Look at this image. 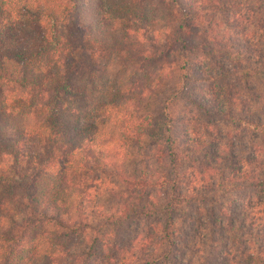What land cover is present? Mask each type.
Instances as JSON below:
<instances>
[{
	"label": "trees",
	"instance_id": "obj_1",
	"mask_svg": "<svg viewBox=\"0 0 264 264\" xmlns=\"http://www.w3.org/2000/svg\"><path fill=\"white\" fill-rule=\"evenodd\" d=\"M159 1L167 13L157 30L146 13L151 0H0V264H125L116 253L103 260L102 249L121 227L141 224L146 229L127 235L123 252L132 264H264V94L234 114L228 107L244 101L224 83L242 76V65L264 64V0H253L247 16L218 37L228 67L211 60L217 68L207 72L185 66L187 54L202 51L192 41V15L234 0ZM138 8L134 28L128 13ZM172 73L186 104L221 117L235 134L173 133V105L165 102L156 161H168L169 173L149 182L138 151L140 175L121 180L139 194L159 187L158 217L149 224L145 196L144 208L134 202L127 214L123 206L106 218L113 229L90 237L93 199L79 182L88 155L102 165L108 147L126 157L129 145L139 146L159 124L139 116V103ZM189 155L218 168H182Z\"/></svg>",
	"mask_w": 264,
	"mask_h": 264
},
{
	"label": "rangeland",
	"instance_id": "obj_2",
	"mask_svg": "<svg viewBox=\"0 0 264 264\" xmlns=\"http://www.w3.org/2000/svg\"><path fill=\"white\" fill-rule=\"evenodd\" d=\"M226 2L216 3L214 10L210 12H205V10L203 11L202 8L200 10L197 9V11L192 15V18L196 19V23L194 24L197 26L198 30V32H195V35L192 37V41L195 43L201 42L200 45L202 47V51L197 50L193 54H187L184 58L186 67H194L197 71L198 69H203L205 72H207V70H210L211 68H217L216 65H213V62H221L222 64H225L224 66H227V63L219 58L222 57L223 52L225 54L227 53V49L223 43L218 40V37L223 36V31L226 30L227 27L235 28L236 25L239 24V17H241L239 20L242 21L243 16H247L246 10L252 8L251 6H253V0L231 1L225 6L228 9L224 8V4ZM151 5L152 6H150V8H147L148 11L146 13H148L147 16L149 20H155L154 26L157 30H159V28L162 27L163 22L166 21L165 15L167 12L164 10L159 0H151ZM229 9L230 11L232 10V12L239 10H242V12H240L238 16L229 15L227 18L226 15ZM243 9H245V11H243ZM138 11H140V8H138L136 12L132 10L128 13L130 14V17H128V22H131L133 27L135 24H137V22H140L137 13ZM243 24L245 26L248 25L246 22H243ZM252 27L253 26L251 25L247 26L248 30H254ZM215 37L216 40H214ZM204 38L205 42L203 41ZM262 41L264 43V39H262ZM211 51L214 52L213 56L209 54ZM205 52L207 53L205 54ZM211 60H213V62ZM241 68L243 69H240L239 74L242 72V76H231L230 78H225L224 83L230 86L229 90L232 93L237 92L239 98L244 101L243 104L239 105L234 103L232 107H228L229 110L234 114L239 113L240 115H243V113L245 114V110L242 111L240 108H248L249 106H252L254 101L253 96L264 94V64L256 66L255 64L249 62L247 65H242ZM214 72L217 73V71ZM4 83L5 84L1 85L2 87L11 88L10 83ZM207 83L210 84L211 80H208ZM176 84V75L175 73H172L169 78L163 80L158 85L157 89H155L148 98H143L141 100L137 111L139 116L149 113L159 124L157 126H151L147 129L139 146L135 144L129 145V154L126 157L122 156L123 150L118 146L108 147V157L103 160L102 165L95 164V155H88L91 157L92 162H90L87 166L88 169L80 172L79 182L80 180L81 184L83 181L85 182V184L83 183L84 186H82V188H85L87 190L86 193L93 199L91 212L93 211L94 213L85 221L91 228L94 229V232L91 230H86V234L90 237H93L101 231L103 232L104 230L107 231L113 229V226L108 227L107 223L105 222L106 218L112 213L120 215L118 211H122L121 209L123 206L128 207L127 214L135 212L129 210V207L134 202H136L135 207L144 208L146 204L145 196L147 198L149 197L148 200H150L149 202L152 203V206L150 205V207L145 206V208H149L148 210L151 209L150 211L152 216L149 224H153L154 218L158 217L156 211L154 210L161 202L160 188L151 186L146 188L143 191V194H139L137 190L128 189L122 184L121 180L122 176L138 177L140 175L142 165L139 162V158L136 157V153L138 151H141L146 158V171H148L147 178L149 182H158L161 180V176L169 173L171 165L168 163V161L162 160V163L160 164L156 161V149L159 145L161 133L159 109L165 105V102L173 105V133L193 134L194 137H198L199 135L203 134H235L233 133V128L229 124L225 123L221 117L214 115L208 117L207 115L203 114V112L198 111L186 104V102L182 100L181 96L176 94ZM198 85L201 86V88L205 86V84L202 82L198 83ZM203 89L206 88L204 87ZM206 122H210L211 125H207ZM193 135L190 136L193 137ZM204 139L206 140V138ZM186 165L192 166L193 170L197 173L198 171H201V168L203 167L208 168L207 166H209V168H218V165L214 164L212 160L209 159L208 161H204L201 157L192 155L187 157L185 163L182 165V168H185ZM100 171H102V173ZM204 173L206 174L205 177L209 178L207 176V172ZM211 179L214 182L216 180H214V177ZM137 210H139V208ZM132 226L133 225H130L129 230L121 227L117 233L118 237L116 239L111 238V241L108 242L107 247L104 246L102 251L106 254L104 255L103 260H105L108 256H115L116 253L125 258L126 261H120L121 263L132 264L133 258H131L129 255L123 254V252H126L127 250V235H129V238L132 239L137 235V233H143V231L146 229V226L141 224L140 226H134V231ZM74 244L76 245V241ZM111 260L115 261V259ZM55 264L68 263L57 260Z\"/></svg>",
	"mask_w": 264,
	"mask_h": 264
}]
</instances>
